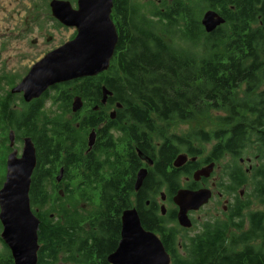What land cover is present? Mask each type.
I'll return each instance as SVG.
<instances>
[{"label":"trees","instance_id":"1","mask_svg":"<svg viewBox=\"0 0 264 264\" xmlns=\"http://www.w3.org/2000/svg\"><path fill=\"white\" fill-rule=\"evenodd\" d=\"M113 2L119 42L111 67L74 84L73 93L63 88L55 102L62 101L71 112L73 96L80 95L89 106L93 101L101 106V110L90 107L94 117L106 114L100 103L104 85L112 92L107 105L118 106L119 139L114 140L104 128L102 137L108 138L107 143L95 151L99 155L92 153L85 162L83 148L76 152L75 143L77 139L80 143L82 131L96 124L93 119H85L77 128L45 113L42 101L23 112L13 110L9 101L1 111L6 131L14 128L36 144L37 166L30 188L33 210L49 203L58 187L55 174L60 166L69 180L75 178L74 172L81 178L76 190L82 196L88 189L101 190L98 209L88 215L62 203L57 217L40 223L38 264H54L62 253L71 264H109L108 256L121 238L122 214L131 207L138 209L145 228L162 235L171 264H264V212H250L251 228L233 246L228 240L229 223L206 222L201 233L183 238L185 255L176 241L178 228L170 224L177 223L175 213H159L154 197L163 190L173 197L180 186L177 173L169 167L183 148L193 150L200 139L216 141L211 159L233 157L234 165L227 170L233 188L252 181L254 196L264 203V0H171L149 13L133 0ZM209 9L226 19L212 33L202 25ZM211 109L225 113L217 118L224 127L184 136L166 135L161 129L162 122L203 117ZM156 138L161 140L159 148ZM68 140L73 144L68 145ZM138 151L158 156L136 193L135 177L141 166ZM247 153L259 160L249 180L240 165ZM235 226L243 228L244 219ZM257 241L260 244L252 243ZM239 242H246L244 248H237ZM4 247L0 264H14L11 251Z\"/></svg>","mask_w":264,"mask_h":264},{"label":"water","instance_id":"2","mask_svg":"<svg viewBox=\"0 0 264 264\" xmlns=\"http://www.w3.org/2000/svg\"><path fill=\"white\" fill-rule=\"evenodd\" d=\"M53 15L65 27L76 30L73 39L45 55L35 63L22 81L13 88V93H24L27 102L39 99L51 87L85 78L95 77L111 67L119 42V32L113 20V0H78L73 7L68 0H52ZM226 22L216 10H207L202 25L207 33H212ZM112 92L103 87V104ZM83 100L77 96L72 109L81 110ZM115 111L112 117H115ZM95 134H91L89 146L93 147ZM11 145L14 136L11 135ZM140 156L153 162L140 152ZM187 159L180 154L174 161L176 167L182 166ZM37 166V149L32 137L24 139L22 154L17 150L7 158V173L0 189V238L11 251L14 264H38L40 250V219L34 212L30 200L32 176ZM214 164L200 169L195 178L209 177ZM148 174L142 168L135 184L139 191ZM163 199H165V194ZM212 197L211 189L197 191L180 189L173 197L179 207L178 221L185 228L193 222L189 211L198 210ZM163 212L165 208L163 207ZM164 214V213H163ZM109 264H171V256L160 237L147 230L141 221L138 209L131 207L122 214V230L118 247L108 256Z\"/></svg>","mask_w":264,"mask_h":264},{"label":"flooded vegetation","instance_id":"3","mask_svg":"<svg viewBox=\"0 0 264 264\" xmlns=\"http://www.w3.org/2000/svg\"><path fill=\"white\" fill-rule=\"evenodd\" d=\"M69 1V0H68ZM77 1L78 0H72V5L73 7H77ZM171 1V0H169ZM21 0H0V52L2 54H6L8 59H11L14 56L22 57L23 60H29L30 58H33V60H29L28 66L24 67L27 69L26 75L29 73L31 70L32 66L37 63L39 60L42 59L45 55L50 53L51 51L55 50L58 48L57 45V30L59 28L65 27L62 25L58 19L53 15L51 5H50V12H51V17L50 23H52V27H50L49 32H43L41 28V12H40V2H36L35 4L31 3L28 5V7H23V4L21 3ZM52 2V1H51ZM50 2V4H51ZM168 2L166 0H159V3H161V7L164 6V4ZM11 22L12 25L9 23ZM9 23V24H8ZM15 33V35L12 37V35ZM2 39V40H1ZM73 39V38H70ZM69 40V39H68ZM60 46V45H59ZM43 51H44V56H43ZM8 64L4 67L6 69H14L15 65H9ZM25 75V76H26ZM24 76V77H25ZM98 76V75H97ZM94 78V77H91ZM23 79V78H22ZM86 79V78H85ZM84 79L77 80V81H72L70 83H64V84H59L56 86H53L49 88L39 99H33L30 102H27L24 98V93H13L12 90L14 87H16L20 82H18L16 85H14L10 91H8L5 95L0 97V133L3 136L2 139V144L5 146V151L7 156L4 158L6 162V167H7V158L10 153H12L14 150H17L19 152V155L22 154L23 146H24V139L26 137L30 136H20L17 133V130L14 128H10L6 131L5 125L3 123V115L1 111H3V105L7 104L9 101L12 104L11 108L13 110H18V111H24L26 108L29 110H32L31 108L35 105L40 103L41 101L44 102L45 104L46 100H51L52 103L59 104L62 106V101H57L55 102V96L56 94L62 90L63 88L67 87L68 89L71 90V93H73V87L74 84H79L81 81ZM103 87L102 85V97L100 99V103L102 106H105V110L107 107H114V110L112 113L116 110V107H118L116 104L108 106V100L109 96L107 99V103L103 104ZM53 93V94H51ZM81 97L80 95H75L72 98V103L70 106L71 112L73 113L72 119H65L62 117L58 116H51L53 119L58 118L61 121H70L72 125L76 126L79 128L80 124L85 120V119H93L96 121V124L90 126V128L87 131H82L78 137H80V143L79 141L75 143V151L79 152L83 148V156L82 160L86 162L88 157L92 153H97L95 152L98 148H101L105 143H107L108 138L106 137L103 139L102 137V132L104 128L108 129V132L112 134L114 140L115 138H120L121 132H120V123L119 121L115 122V117H112V113H106V114H99L94 117L93 114L89 113L90 107L89 104L81 97L83 100V107L81 110L74 112L72 109V105L74 102L75 97ZM15 98L18 99L17 102H15ZM92 107L94 110H101V106L97 104L95 101L92 102ZM26 105V106H25ZM44 107V106H43ZM63 107V106H62ZM91 107V108H92ZM45 108V107H44ZM43 108V110H45ZM86 109V114L81 115L80 112L83 111V109ZM66 111V110H65ZM107 112V111H106ZM78 114V116H76ZM74 119H78V121H74ZM13 133L14 136V145H11V135ZM95 134V142L92 148L89 146V141H90V136L91 134ZM85 135H89L88 139L85 138ZM118 138V139H119ZM35 142V141H34ZM68 145L73 144L72 140H68ZM118 142V141H117ZM161 145V142H158V147L159 148ZM36 146V144H35ZM3 148V147H2ZM121 150V146H120ZM118 152V151H117ZM119 153V152H118ZM99 155V153H97ZM144 154V153H143ZM185 154L187 156V159L185 163L180 166L176 167L174 165V161L172 163V167L169 169L175 171L178 175L179 179V188L177 189L176 193L180 189H187V190H192V191H197L200 189H211L212 190V197L210 198L208 204L215 199H217L216 204H222V213L225 214L226 219L221 220L218 217H214L213 220L207 221V222H227L229 223V230H228V240L231 246L234 245V241L242 236L243 233H246L247 231L250 230L251 228V222L249 221V214L250 212H255L253 210L249 209V206L251 204H248L249 201L252 203V197H246L245 195V190L249 184V181L247 183L242 184L241 186L237 188H233V179L227 172L230 166L234 165V160L233 157L230 154L225 155L224 157L220 158L219 160L216 159H211V156H207L206 158L202 159V152L201 150L196 146V142L193 146V150H188L187 147L183 148L181 152L178 154ZM145 156L149 157L152 159L153 162L149 163L147 160L143 159L140 156V152L138 151V156L141 161V166L138 169L136 173L135 179L137 180V175L138 172L142 168H147L148 174L146 178L149 175V172L151 171V168L153 169L155 166V160L157 158V154L155 155H148L144 154ZM177 155V156H178ZM62 156H65V154H62ZM156 156V158L154 157ZM101 157V156H100ZM105 157V154H102V158ZM177 158V157H176ZM175 158V159H176ZM255 158L258 159L257 156ZM227 160V162L221 166V162ZM229 162V163H228ZM248 164V167L244 168V164ZM211 164H214V170L211 173L209 177L201 176L199 179L195 178V174L202 168L208 167ZM240 165L244 168L246 172L247 180H249L248 176H250L253 172V169L255 166L259 165L257 163L256 165L253 163V158L247 157V158H241L240 159ZM221 169L223 171L222 174H219V176L216 173V170ZM106 174H109L108 167H106ZM75 171V170H74ZM75 175V178L73 180H69L67 178V175L65 173V168L63 166H60L59 172L55 174V179L57 182V190L59 189V192L61 195H67V190L72 188L74 190V193L77 192L76 188L77 185L81 182V178L76 177L77 173H73ZM6 177V176H5ZM145 178V179H146ZM78 179V183L76 186H72V182L74 180ZM1 180V179H0ZM106 180V179H105ZM108 180V179H107ZM135 180V184H136ZM5 181V179H4ZM145 182V180H144ZM104 184V181H103ZM63 187V188H62ZM55 189V190H56ZM54 190V191H55ZM92 190V189H88ZM141 190V189H140ZM139 190V191H140ZM78 191H80L78 189ZM98 192L99 193V200L101 198V190H92V192ZM136 193L139 191L134 190ZM81 192V191H80ZM165 194V199H163V193ZM176 193L173 195V197L176 195ZM156 200V205L159 207L160 212L159 213H164L163 215H167L168 213H175L176 215V221L177 223H170L171 225L175 224L178 228L179 234L176 237V241L179 244V249L180 252L186 255V250L184 246L182 245V240L183 238L188 235V233H191L189 230L194 227V225L197 224V221L194 218V215L202 210L204 206H202L198 210H191L189 211V216L193 222V226L191 228H185L179 224L178 221V213H179V207L178 205L174 202L173 197H169L166 191H161L159 194H156L155 196ZM91 196H88V193L84 196V199H88ZM256 198V197H255ZM58 201V200H57ZM151 200L147 201V205L150 204ZM224 203V204H223ZM207 204V205H208ZM206 206V205H205ZM165 208V212H163L162 208ZM240 208H244L243 211L240 213ZM242 219H244V226L243 228L239 229L235 226L236 223L240 222ZM143 224V223H142ZM206 224V222L204 223ZM204 224L200 227V230L196 232L193 235L189 234L190 236H194L197 233H201L204 230ZM147 229V228H146ZM150 231H153L151 229H147ZM155 232L160 238H162V235L159 232ZM253 244H260V241L257 242H252ZM246 245V242H239L237 248L242 249Z\"/></svg>","mask_w":264,"mask_h":264},{"label":"rangeland","instance_id":"4","mask_svg":"<svg viewBox=\"0 0 264 264\" xmlns=\"http://www.w3.org/2000/svg\"><path fill=\"white\" fill-rule=\"evenodd\" d=\"M23 7H28V5L31 3L35 4L37 1L40 2V12H41V28L42 31L49 32L50 27H52V23H50L49 17H51V12H50V2L52 0H21ZM72 2V0H69ZM135 3H138L142 9L146 12H150L151 9H154L156 7H161V3H159V0H133ZM170 2L169 0H166ZM30 2V3H29ZM11 25L12 23L9 22ZM8 23V24H9ZM15 35V33L12 35V37ZM76 35V30L73 28L69 27H62L57 30V45H63L66 41L71 40L70 38H74ZM2 40V39H1ZM43 56H44V51H43ZM8 56L6 54H2L0 52V97L5 95L8 91L11 90V88L16 85L18 82L24 78L26 75V70L24 67L28 66L29 60H33V58H30L29 60H23L22 57H16L14 56L11 59L7 58ZM9 62V65H15L14 69H6V66ZM15 83V84H14ZM14 84V85H13ZM53 94V93H51ZM18 99L15 98V102H17ZM44 112L47 113L50 116H58L62 117L65 119H72L73 113L72 112H67L65 109L60 106L59 104L52 103L51 100H46L44 104ZM86 109H83L81 115L86 114ZM114 110V107H107L106 111L107 113H112ZM225 113L223 111H217L214 109H211L206 116L203 117H195L194 119L191 120H181V119H173L170 121L162 122V127L161 129L164 130V133L166 135H179V136H184L187 134H193L195 130H205V131H211L213 129L219 128V127H224L219 120L217 119L218 116H223ZM89 135H85V138L88 139ZM2 139L3 136L0 133V179L2 178L4 180L6 173H7V167H6V162L4 158L7 156L6 154V149L5 146L2 144ZM158 142H161V140H158L156 138L155 143L158 144ZM216 141L212 142H204L201 141L200 139L196 140V146L201 150L202 152V159L206 158ZM3 147V148H2ZM255 154L253 153H247V155L244 158L251 157L253 158V163L256 165L259 163L258 159L255 158ZM227 162V160L222 161L220 164L221 166L224 165ZM229 163V162H228ZM244 168L248 167V164L243 165ZM217 175L222 174L223 171L221 169L216 170ZM1 180V181H3ZM78 179L74 180L72 182V186H76L78 183ZM63 188V187H62ZM1 189V186H0ZM165 191V190H163ZM88 196H91V200H86L84 199V196L80 194L79 191L76 193L70 194V195H61L59 192V189L53 191L51 193V198L49 203L42 207H35L34 210L37 212V216L39 217L41 223H44L45 221H49L53 218H55L56 213L58 212V208L60 206L58 204H64L65 207H70V209H77L79 211V214L82 216L88 215L89 212H93L98 209V205L100 203L99 200V193L92 190H87ZM245 195L246 197H252V203L249 206L250 210L253 211H262L264 212V203L262 202L261 198L257 197L255 198L254 196V184L252 181L249 182L246 190H245ZM62 197V199H59L60 201L58 202V198ZM217 199L214 201L210 202L206 206L202 208V210L194 215L195 220L197 221V224L194 225L189 231L191 235L193 233L195 234L200 230V227L207 221L213 220L214 217H218L221 220H225L226 216L225 214L222 213V204H216ZM224 204V203H223ZM55 215V216H54ZM48 217V218H47ZM57 217V216H56ZM1 230L0 234L2 231V225L0 222ZM4 242L0 238V251L4 250ZM54 264H71L70 262L67 261V256L62 253L59 256V259L56 263Z\"/></svg>","mask_w":264,"mask_h":264},{"label":"bare ground","instance_id":"5","mask_svg":"<svg viewBox=\"0 0 264 264\" xmlns=\"http://www.w3.org/2000/svg\"><path fill=\"white\" fill-rule=\"evenodd\" d=\"M43 58V57H42Z\"/></svg>","mask_w":264,"mask_h":264}]
</instances>
